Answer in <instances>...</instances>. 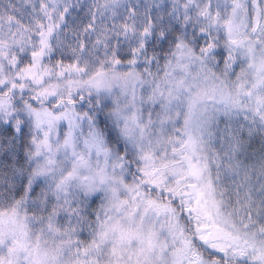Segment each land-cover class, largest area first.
Listing matches in <instances>:
<instances>
[{
  "label": "snow or ice",
  "instance_id": "obj_1",
  "mask_svg": "<svg viewBox=\"0 0 264 264\" xmlns=\"http://www.w3.org/2000/svg\"><path fill=\"white\" fill-rule=\"evenodd\" d=\"M0 264H264V0H0Z\"/></svg>",
  "mask_w": 264,
  "mask_h": 264
}]
</instances>
